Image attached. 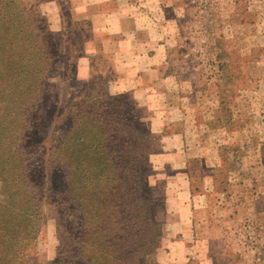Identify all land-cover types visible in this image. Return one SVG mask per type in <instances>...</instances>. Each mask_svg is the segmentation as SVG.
Here are the masks:
<instances>
[{"label":"rangeland","instance_id":"rangeland-1","mask_svg":"<svg viewBox=\"0 0 264 264\" xmlns=\"http://www.w3.org/2000/svg\"><path fill=\"white\" fill-rule=\"evenodd\" d=\"M25 1L39 2L42 11L41 4L55 0ZM57 1L64 2L61 13L68 27L65 33L51 36L57 66L49 71V88L39 95L28 124L29 144L39 151L28 154L31 190L37 197H43L42 186L48 192L67 190L68 173L56 168L58 154L53 149L63 139L61 131L74 133L69 142L71 160L80 156L83 130L101 135L110 126L115 153L113 146L101 151L109 163L107 172L112 178L119 163L128 164L153 187L149 196L162 229L158 252L163 225L169 220L166 178L159 173L171 175L178 169L150 161L149 153L157 151L160 143L149 127L155 110L175 106L178 110L165 131L179 129L186 141L184 172L195 202L202 205L195 212L199 225L193 233L200 237L198 249L204 251L205 264H264V0H107L87 8L78 5L79 0ZM121 6L125 31L139 22L140 39H148L150 47L162 45L163 62L157 66L161 77L150 83L157 84L155 89L163 98H153L146 105L131 91L118 88L120 75L113 59L120 35L85 17L88 11L120 10ZM41 18V25L49 29L43 12ZM119 18L111 23L117 25ZM93 33L98 35L100 50L91 58L84 44ZM89 130L87 146L95 135ZM89 154L86 173L92 175L94 185L96 163L92 151ZM74 171L72 176L82 174ZM107 172L102 171L101 179ZM1 185L0 181V202H5L8 196ZM43 211L44 223L30 262L60 264L59 209L52 199H44Z\"/></svg>","mask_w":264,"mask_h":264},{"label":"trees","instance_id":"trees-1","mask_svg":"<svg viewBox=\"0 0 264 264\" xmlns=\"http://www.w3.org/2000/svg\"><path fill=\"white\" fill-rule=\"evenodd\" d=\"M41 22L39 2L0 0V181L8 196L0 202V264H31L30 251L45 219L44 199H52L59 209L60 264H160L157 248L162 229L149 196L153 187L128 164L119 163L110 177L106 154L101 153L103 147L113 146L110 126L101 135L86 128L95 133L88 146L86 131L81 132L83 159L70 160L69 142L74 133L61 131L64 142L53 149L60 155L55 159L56 168L68 173L64 177L67 190L48 192L42 186L43 197H37L28 186V154L31 150L39 153L29 144L28 124L39 95L49 88V71L56 68L58 56L51 42L53 34ZM71 68L72 64L65 74ZM91 151L96 163L94 178H98L94 185L92 175L86 173ZM74 170L82 174L72 176ZM103 170L105 179H101Z\"/></svg>","mask_w":264,"mask_h":264},{"label":"crops","instance_id":"crops-1","mask_svg":"<svg viewBox=\"0 0 264 264\" xmlns=\"http://www.w3.org/2000/svg\"><path fill=\"white\" fill-rule=\"evenodd\" d=\"M73 1V0H71ZM78 5L87 6L104 3L107 0H79ZM42 11L48 18V27L53 36L56 33H65L68 27L65 18L61 13V3L57 0L45 2L40 5ZM120 10L95 11L85 17L95 26H103L112 35H120L118 50H115L113 65L119 73L120 91H131L133 97L141 104H149L153 98L162 99V94L155 89L157 84L151 85L154 79L160 77L157 74V66L163 62L162 45L159 47H150L148 39H140L139 22L130 31H125L121 24L123 18V8ZM119 15L116 23H111ZM112 17V18H111ZM137 18V17H135ZM99 38L93 33L85 41V50L90 57L97 56L99 47ZM116 44V43H115ZM156 75L154 77L153 75ZM156 91L157 93H155ZM178 107H169V109H157L151 115L150 129L159 138V149L149 153V159L152 163L159 165L172 166L178 169L175 173L168 175L167 172H160L159 175L166 178L165 193L168 196L166 216L169 220L163 225L164 237L162 246L157 252V260L160 264H205L204 251L198 249L201 242L200 237L194 235L193 229L196 228L197 219L195 212L198 207L196 196L191 192L188 176L184 172L187 164L186 141L183 132L178 130L167 132L165 128L170 121L173 113H176ZM166 175V176H165ZM181 184V185H180ZM195 260V261H194Z\"/></svg>","mask_w":264,"mask_h":264}]
</instances>
